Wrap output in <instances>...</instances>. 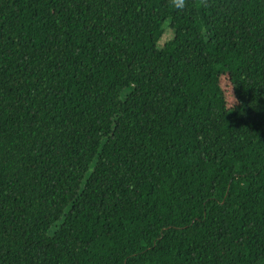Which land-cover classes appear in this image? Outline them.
Masks as SVG:
<instances>
[{"label": "trees", "instance_id": "16d2710c", "mask_svg": "<svg viewBox=\"0 0 264 264\" xmlns=\"http://www.w3.org/2000/svg\"><path fill=\"white\" fill-rule=\"evenodd\" d=\"M0 264H264V0H0Z\"/></svg>", "mask_w": 264, "mask_h": 264}, {"label": "rangeland", "instance_id": "374dc122", "mask_svg": "<svg viewBox=\"0 0 264 264\" xmlns=\"http://www.w3.org/2000/svg\"><path fill=\"white\" fill-rule=\"evenodd\" d=\"M172 38H173V31L171 30L170 26L167 23L164 26L163 36H162V38L160 39V41L158 43L159 47L162 48L165 45V43H167L168 41H170Z\"/></svg>", "mask_w": 264, "mask_h": 264}]
</instances>
